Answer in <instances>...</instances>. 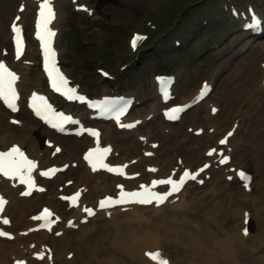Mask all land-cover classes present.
Segmentation results:
<instances>
[{"label":"bare ground","instance_id":"1","mask_svg":"<svg viewBox=\"0 0 264 264\" xmlns=\"http://www.w3.org/2000/svg\"><path fill=\"white\" fill-rule=\"evenodd\" d=\"M71 1L52 2L55 19L51 26L58 32L57 40L63 19L60 7ZM22 5L20 14L17 8ZM36 6L33 0H0V30H3V36L0 32V53L11 46L12 36L5 26L12 12L20 17L19 24L33 26ZM86 9L91 12L89 6ZM260 51L245 58L247 64L240 79L222 91V100H216L220 102L219 111L214 117L210 114L203 126H199L202 135L191 147L187 148L190 136L183 134L181 128L170 130L167 136L161 133L163 124H159L156 117L166 105L160 101L158 110L149 112L152 115L150 123L143 119L142 125L131 133L115 135L112 124L99 127L100 143L113 145V165L121 166L123 171L126 165L127 176H136L134 181L91 173L81 160L91 146L90 140L82 138L67 143L50 132L41 133L40 125L22 110L18 126L12 127L9 121L13 116L9 117L0 106L1 150L19 147L38 163L39 169L50 164L68 166L66 174L58 175L52 182H40L42 193H34L28 199H20L19 189L0 179V196L5 200L3 217L9 221L5 230L12 237L11 241L0 240V264L21 260L28 264H157L146 255L155 252L168 260V264H264V84L262 68L258 70L264 52ZM34 59V53H30L28 58L22 57L18 62L13 59L7 62L20 74L18 88L22 100L41 86L43 74L39 72L33 76L30 68L23 66L25 61L32 63ZM77 108L67 106L66 111L74 113ZM201 109L202 105L196 108L197 112ZM76 116L83 122L90 115L76 113ZM221 117H225L222 124ZM224 130L232 135L227 145L218 146V150L223 149L225 155H229L230 163L220 168L215 155L212 158L206 155L211 150L209 147L221 140L218 134ZM43 136L49 146L60 145L63 152L55 157L51 149L40 150L38 140ZM139 139L143 143L136 141ZM155 143H159L158 147L152 149ZM146 153H151V157L145 158ZM202 161L211 163L212 167L204 175L209 176V180L201 188L186 186L162 207L97 210L98 202L114 193L119 185H127L125 191L139 189L144 183L150 186L153 180L163 179L162 175H178ZM148 169H157V172L149 174ZM240 172L248 179L247 188L240 180ZM73 192L82 194L76 210H70L60 200ZM43 208H49L53 221L57 222L52 235L31 232L38 225L33 218ZM85 209H92L95 217L89 219ZM83 220L87 221L85 225ZM56 233L61 236L57 238ZM41 253L43 258H37Z\"/></svg>","mask_w":264,"mask_h":264},{"label":"rangeland","instance_id":"2","mask_svg":"<svg viewBox=\"0 0 264 264\" xmlns=\"http://www.w3.org/2000/svg\"><path fill=\"white\" fill-rule=\"evenodd\" d=\"M83 2L93 7L96 21L89 22V15L78 13L73 5L63 3L60 7L63 19L59 24L58 48L62 65L68 75L79 85L81 91L92 97L103 92L119 91L147 98L153 90V76L157 74H173L178 78L175 88L176 103L190 98L201 81L207 80H216L214 96L221 97L222 90L228 84L240 79V73L247 64L245 58L254 50L260 49V53L264 52L263 40L249 42V38H245L240 31L241 21L234 22L229 18L230 8L245 11L248 5L258 6L263 13L264 0ZM183 6L186 7L183 12L190 10L194 14L193 18L185 16L183 12L179 15L174 11V7ZM193 9L198 14L192 12ZM115 13L117 15L114 19ZM12 15L14 12L10 16ZM165 16L170 17L169 20H165ZM182 23L185 26L183 28L179 26ZM148 25L156 26L157 31ZM5 29L7 30V24ZM2 31L0 30L1 36ZM26 31L30 36L31 27H27V24ZM135 31L146 33L148 40L140 51L132 54L127 40L129 34ZM173 40L181 42L185 48L181 51L175 50ZM32 46L28 49L29 52L33 50ZM127 64L130 67L121 72V67ZM34 68L38 69L37 63ZM96 69L108 71L115 82L103 81ZM35 72L33 71V76ZM139 101L144 102V99ZM154 108L156 102L152 99L139 105L134 115L141 117ZM196 112L192 110L182 124L166 128L176 130L183 126L182 130H185L195 118H204L207 113L204 110ZM159 122L161 123L160 119ZM168 134L169 131L166 132Z\"/></svg>","mask_w":264,"mask_h":264},{"label":"snow or ice","instance_id":"3","mask_svg":"<svg viewBox=\"0 0 264 264\" xmlns=\"http://www.w3.org/2000/svg\"><path fill=\"white\" fill-rule=\"evenodd\" d=\"M21 11H23V5L21 6ZM87 10V9H84ZM20 17H16V20H19ZM55 19V11L52 6L51 0H39L38 3V11L36 14V20H35V35L36 38L40 41L41 48L43 51L44 56V69L45 72L48 74L49 81L51 84V87L57 91L61 92L63 91L65 95H68V98H73L72 93L75 92V89L67 88L68 81L67 79L60 73L59 69L55 65V57L56 53L54 49L51 47V39L55 36V33L49 28V25L51 22ZM11 30L13 32V42L16 46V56L17 59L20 58L23 51V36H22V30L20 27L17 26L15 21H13L11 25ZM139 39H142V37L136 36L132 40V46L135 48L136 43ZM104 75H107V73H104ZM17 80V76L14 72L10 71L2 61H0V100H3L4 103L11 108L13 111L16 110L15 106V100L17 99V93L14 87V84ZM207 85H205V88ZM79 99L83 100V97H78ZM32 107L36 111L37 115L42 116V118L48 120V113H51L52 109L51 106L47 104L45 101V98L42 96H37L35 93L32 96ZM215 112V109H213ZM175 118V117H172ZM63 119H70V118H63ZM13 123H16V121H13ZM56 125H53L55 127ZM91 134L97 135V133L92 132ZM228 135H232L231 132L228 133ZM226 142V139H222L220 141L221 144H224ZM57 152L60 151L59 148L56 149ZM108 149H104V152H107ZM215 151V150H212ZM212 151L208 153V155H212ZM102 157L103 152H101L99 149L96 150H90L89 153L85 155V159L89 160L90 163H93V170H95V164L100 163L101 166H104L102 164ZM228 160V157H223L220 160V163H226ZM36 167L35 163L32 160H29L24 153L16 146H13L6 152H0V174H3L6 177H13V176H19L21 179V183H26L29 186H34V181L31 178V172ZM107 167V166H105ZM204 167H208V165H204ZM109 171H113L114 169L108 168ZM150 171H155V169H150ZM200 171H203L201 169ZM41 175H47V173H41ZM190 174L187 170L184 171L183 176H181L180 181H173L171 179L168 180H153L152 181V187H155L157 184H168L171 185V189L167 193H155L149 191L145 185H140V188L143 191L140 192H128V193H121V199L118 201H115L116 203L124 202L127 198H136V202L139 203H151L152 200H155L158 204L162 203L164 199L168 195L171 194L173 191H179L180 186L183 183L184 177H188ZM238 175L245 179V174L243 172L238 173ZM191 179H195V175H191ZM202 182V181H201ZM247 188V183L244 185ZM22 195H27V192H22ZM79 195V194H77ZM105 200L110 201L111 198L107 197ZM105 200H102L100 202V206H105ZM5 201L0 198V210H2L3 205ZM85 211L91 213V209H85ZM44 215H50L47 209L44 210ZM245 220L247 221V213L245 214ZM9 221L5 219L3 223L7 224ZM245 234H247V230H245ZM0 235H7L5 232H0ZM151 259L158 261V264H168V262L161 258L159 252L155 253H146ZM37 258H43V254H38ZM17 264H24L23 261H18Z\"/></svg>","mask_w":264,"mask_h":264}]
</instances>
